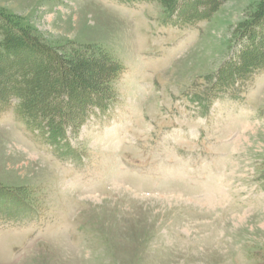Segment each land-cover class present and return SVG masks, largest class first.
<instances>
[{
  "label": "rangeland",
  "instance_id": "1",
  "mask_svg": "<svg viewBox=\"0 0 264 264\" xmlns=\"http://www.w3.org/2000/svg\"><path fill=\"white\" fill-rule=\"evenodd\" d=\"M263 4L0 0V40L81 65L65 78L88 98L25 115L14 78L54 63L18 46L9 78L0 58V264H264V66L240 67L264 50Z\"/></svg>",
  "mask_w": 264,
  "mask_h": 264
},
{
  "label": "trees",
  "instance_id": "2",
  "mask_svg": "<svg viewBox=\"0 0 264 264\" xmlns=\"http://www.w3.org/2000/svg\"><path fill=\"white\" fill-rule=\"evenodd\" d=\"M155 1L160 2L162 6L167 11L170 12H173L177 7H181L184 3L190 4L195 8L196 12H198L195 13V15H190V16H195L193 19H197V18H206L207 16H209L210 13L217 8V6L220 4L222 0H187V1L186 0H155ZM256 15L259 16V18L260 17L264 18V4L256 12ZM190 16H188V19L190 18ZM4 34L5 37L2 40H0V58H2V56H4L5 54L8 55L4 60L7 62L4 69L6 70V73L3 72V74L7 75L6 77L11 78L12 74H17V71L13 70L10 72L7 70L12 69V67L16 65V61L19 60L16 57H14L15 54L12 53L13 49L18 48V46H23L24 48L31 50L32 54H35L37 58L42 59V61L48 58V60H51V62L53 61L54 63L51 69L49 70V73L52 74L54 78L53 81L45 80L44 82H39V78H40L39 73L35 74L34 76H30V78L28 77L29 79H26L25 75H27L30 72V69L29 68L23 69L20 73L22 77L20 78V76H18L17 78H14L13 83L15 82V85L13 87V92H12L13 94L9 95V97L7 96L8 98L5 99L7 100L5 104L9 103L10 97L19 96L20 97L18 98L19 103L16 105L17 110L20 109L22 113L24 112L25 115H29L30 117L36 115L38 116L37 119L39 120L41 114L50 113V112H42L41 114H39L41 109H43V106L45 107L44 102H47L48 96L51 91H55L58 93L62 90L61 94H63L64 92L67 94L64 97L66 100H64V98L61 100V106H60V102L58 101L56 102L52 100L54 108L51 106V110H53L52 111V113H54L53 115L58 113L57 115L59 116L62 115L65 116L66 110L62 108V103H64L65 105L67 104L66 105L67 107L71 106L72 109L75 110V108L73 107L74 105L80 106L81 104H84L85 101L86 102L88 101V98L87 99L80 98L82 100L77 101L75 98L71 97V93H74L75 89L72 88L73 87L72 84L67 82L65 78L67 75H72L74 76L76 81L77 79L82 80V77H80L82 75L81 65L77 64L74 65V67H72L70 65L69 60L64 59L57 52L50 50L48 47H46L43 44L34 43L30 38V35L27 33V31H22L20 33L17 32L18 36H16L15 35L16 33H14L13 31L11 34L8 33H4ZM244 53H242V58H241L242 64L240 65V67H242V65H246L248 69L251 68V66L253 67L264 66V50L258 51V53L248 52L247 56H244ZM56 75H58L57 80H56ZM57 82H60V84ZM81 84H84V82H81ZM99 105H100L99 107L100 109H104L105 107L104 104L101 105L99 103ZM48 108L49 105L46 106V110ZM36 110L38 111L36 112ZM42 119L44 118L42 117ZM46 122H47V129L49 131L41 130V133L44 135L46 132H48L47 133L48 138H52L51 137L52 135L58 133V130H60V128L63 125L62 123L67 121H66V117H65V121L60 118L53 120V118L50 117V119L46 120ZM42 129L44 128L42 127ZM61 132H63V129L61 130Z\"/></svg>",
  "mask_w": 264,
  "mask_h": 264
}]
</instances>
